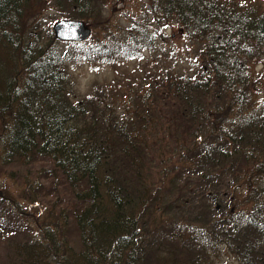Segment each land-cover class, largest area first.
<instances>
[{"label": "trees", "instance_id": "trees-1", "mask_svg": "<svg viewBox=\"0 0 264 264\" xmlns=\"http://www.w3.org/2000/svg\"><path fill=\"white\" fill-rule=\"evenodd\" d=\"M154 1L200 43L193 75L155 71L143 90L76 101L37 10L89 21L104 0H0V206L33 225L9 264H264V109L249 75L264 10ZM145 26L123 44L152 49Z\"/></svg>", "mask_w": 264, "mask_h": 264}, {"label": "rangeland", "instance_id": "rangeland-1", "mask_svg": "<svg viewBox=\"0 0 264 264\" xmlns=\"http://www.w3.org/2000/svg\"><path fill=\"white\" fill-rule=\"evenodd\" d=\"M220 1L251 7L259 12L264 10V0ZM154 3V0H104L100 14L92 20L84 21L91 29L87 40L81 43L57 41L73 87V99L78 101L87 94L100 92L107 85L117 94H125L135 89L143 90L146 83L141 82L145 74L155 71L158 75H162L164 71L176 75H193L196 67L201 64L200 43L191 40L186 30L173 19L155 17ZM37 11L36 24L38 28L46 31L52 32V25L64 19L60 9L50 3L41 6ZM143 24L148 27L152 49L143 44L131 49L128 44H123L127 41L128 29L132 25L140 28ZM120 41L122 44H119ZM105 44L110 48L104 50ZM114 45L115 48H112ZM249 75L252 81L253 109H264L263 55L250 62ZM8 182L12 184L13 181L10 179ZM12 188L16 189L15 186ZM0 208V213L5 216V232L0 234V264H9L7 246L10 240H21L33 225L26 222L25 218H19L9 206L3 205ZM41 209L38 206L37 212ZM34 234L36 235V232ZM220 254L215 259L217 264H237L232 256Z\"/></svg>", "mask_w": 264, "mask_h": 264}, {"label": "water", "instance_id": "water-1", "mask_svg": "<svg viewBox=\"0 0 264 264\" xmlns=\"http://www.w3.org/2000/svg\"><path fill=\"white\" fill-rule=\"evenodd\" d=\"M51 30L53 37L60 42L81 43L91 34V29L81 19H60L52 25Z\"/></svg>", "mask_w": 264, "mask_h": 264}]
</instances>
